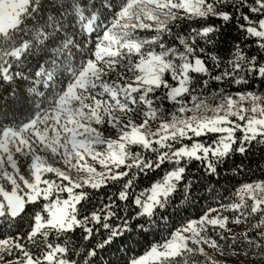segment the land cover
<instances>
[{
    "label": "snow or ice",
    "instance_id": "obj_1",
    "mask_svg": "<svg viewBox=\"0 0 264 264\" xmlns=\"http://www.w3.org/2000/svg\"><path fill=\"white\" fill-rule=\"evenodd\" d=\"M0 264H264V0H0Z\"/></svg>",
    "mask_w": 264,
    "mask_h": 264
},
{
    "label": "trees",
    "instance_id": "obj_2",
    "mask_svg": "<svg viewBox=\"0 0 264 264\" xmlns=\"http://www.w3.org/2000/svg\"><path fill=\"white\" fill-rule=\"evenodd\" d=\"M197 211H198V210H197ZM157 239H160V237H157ZM146 247H147L146 244H142L141 247H140V249H139V251H140V252H143V251L145 250Z\"/></svg>",
    "mask_w": 264,
    "mask_h": 264
}]
</instances>
